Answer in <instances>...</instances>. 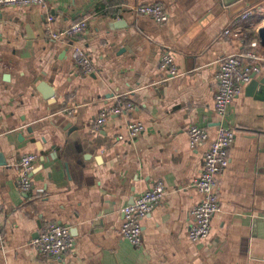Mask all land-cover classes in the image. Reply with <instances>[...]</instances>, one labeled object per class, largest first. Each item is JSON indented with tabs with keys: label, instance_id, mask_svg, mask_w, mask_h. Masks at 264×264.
Returning <instances> with one entry per match:
<instances>
[{
	"label": "crops",
	"instance_id": "1",
	"mask_svg": "<svg viewBox=\"0 0 264 264\" xmlns=\"http://www.w3.org/2000/svg\"><path fill=\"white\" fill-rule=\"evenodd\" d=\"M149 3L164 7L165 23L130 10ZM246 8L254 14L242 22ZM82 19L78 37L47 35ZM262 24L264 0H46L2 9L0 264H264V102L250 82L222 118L213 108L219 60L247 49L248 33L258 41ZM230 27L242 35H224ZM163 52L178 77L160 68ZM80 53L92 72H82ZM124 103L133 108L97 124ZM128 122L144 130L130 138ZM220 124L235 133L219 176L221 211L208 237L192 242L189 212L201 198L192 183ZM190 126L208 134L195 148ZM27 154L37 159L32 190L23 192L18 162ZM157 182L164 199L143 218L135 247L119 234L122 208ZM48 222L75 238L62 259L29 246Z\"/></svg>",
	"mask_w": 264,
	"mask_h": 264
},
{
	"label": "built area",
	"instance_id": "2",
	"mask_svg": "<svg viewBox=\"0 0 264 264\" xmlns=\"http://www.w3.org/2000/svg\"><path fill=\"white\" fill-rule=\"evenodd\" d=\"M46 0H0V11L8 7L38 5L44 6ZM131 12L136 16H144L153 19L159 24L168 20L164 7L159 3L140 4L132 7ZM254 14L252 8L244 9L239 20L245 22ZM49 21L51 18L48 19ZM87 27V20L82 19L70 24L63 30L56 31L47 28V35L53 41H63L83 34ZM224 35L239 37L242 35L240 27L226 28ZM247 49L236 54L224 56L219 60V70L216 74V91L214 94L213 108L219 117L226 114L227 109L238 97L244 86L253 78L259 76L264 69V51L257 40H252ZM78 64L83 73L92 72V64L88 56L79 54ZM160 68L168 72V78L179 76L174 58L169 52H163L160 58ZM131 103H124L108 111L102 112L98 125L112 114H120L122 111H130ZM128 135L130 138L137 137L144 130V126L137 122H128ZM189 145L195 148L198 144L207 140L208 134L204 128L190 126L187 131ZM235 133L230 127L220 124L217 137L203 155V165L198 176L192 183L193 188L199 193L200 201L189 212V226L187 236L192 242H197L208 237L211 230L213 216L221 211L219 201V176L229 164V149L234 143ZM37 156L27 154L18 162L19 175L17 185L23 192L32 190L31 173L34 169ZM165 196V187L162 182H157L150 189L138 195L133 203L122 208L123 220L119 228L120 236L135 247H140L142 236V220ZM4 240L2 219L0 217V243ZM38 255L53 259H62L76 247L75 238L71 235L67 226L46 223L38 235L29 242Z\"/></svg>",
	"mask_w": 264,
	"mask_h": 264
},
{
	"label": "water",
	"instance_id": "3",
	"mask_svg": "<svg viewBox=\"0 0 264 264\" xmlns=\"http://www.w3.org/2000/svg\"><path fill=\"white\" fill-rule=\"evenodd\" d=\"M257 39L259 41V43L261 44V46L264 47V24H262L261 26H259L257 28ZM251 88L252 87H255L256 88V98L258 100H261L264 102V76L261 77L260 79H256V78H253V80L251 81ZM39 87H45L44 84ZM48 87V86H47ZM51 88H47L46 90V95H50L51 94V91H50Z\"/></svg>",
	"mask_w": 264,
	"mask_h": 264
},
{
	"label": "trees",
	"instance_id": "4",
	"mask_svg": "<svg viewBox=\"0 0 264 264\" xmlns=\"http://www.w3.org/2000/svg\"><path fill=\"white\" fill-rule=\"evenodd\" d=\"M252 33L250 34V33H248L247 34V36H246V38H245V46L247 47V46H249V43L252 41Z\"/></svg>",
	"mask_w": 264,
	"mask_h": 264
}]
</instances>
